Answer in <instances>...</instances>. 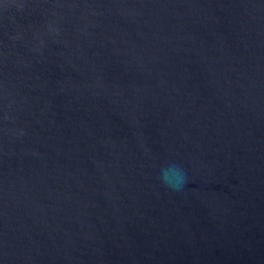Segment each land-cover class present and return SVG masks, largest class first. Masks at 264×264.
Here are the masks:
<instances>
[{"label": "water", "instance_id": "obj_1", "mask_svg": "<svg viewBox=\"0 0 264 264\" xmlns=\"http://www.w3.org/2000/svg\"><path fill=\"white\" fill-rule=\"evenodd\" d=\"M0 264H264V0H0Z\"/></svg>", "mask_w": 264, "mask_h": 264}]
</instances>
